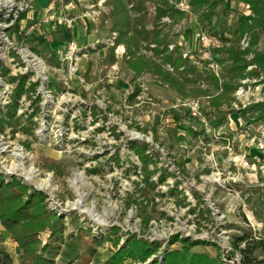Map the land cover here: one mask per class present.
Wrapping results in <instances>:
<instances>
[{"label":"rangeland","instance_id":"obj_1","mask_svg":"<svg viewBox=\"0 0 264 264\" xmlns=\"http://www.w3.org/2000/svg\"><path fill=\"white\" fill-rule=\"evenodd\" d=\"M50 1L49 24H37L40 9L33 4L25 23L5 32L13 45L0 39V180L17 181L39 193L50 213L65 220L75 214L92 231L93 239L81 234V259L74 264H95L97 259L103 264L113 245L101 242V236L111 232L115 235L110 239H118L117 250L131 236L157 247L144 263L126 264L160 263L185 239L198 244L191 251L207 254L216 264H230L226 254L232 250L223 248L228 233L247 231V216L252 223L264 222V161L254 146L264 139V122L250 124L239 114L264 103V74L241 79L231 106L213 112L208 97L201 95L216 93L209 71L221 79L224 66H196L205 80L179 77L155 56L153 37L167 36L168 50L179 47L181 55H192L186 61L195 64L204 50L197 43L199 34L216 32L212 54L224 49L220 37H233L238 15L251 16L249 8L224 0V9L194 13L190 0H170L183 17L157 20L155 2L120 0L140 34L132 28L124 43H118L115 0L113 7L106 0ZM243 39L248 44L250 37ZM69 43L77 45L76 54L64 61L56 58V51ZM34 58L41 62L42 79L34 75ZM4 69L9 71L3 74ZM151 69L172 74L180 84L175 89L164 84ZM21 77L25 84L18 92ZM194 104L196 116L190 110ZM222 117L225 125L216 127ZM140 143L156 155L147 180L132 149ZM0 251L12 264H24L1 226Z\"/></svg>","mask_w":264,"mask_h":264},{"label":"trees","instance_id":"obj_2","mask_svg":"<svg viewBox=\"0 0 264 264\" xmlns=\"http://www.w3.org/2000/svg\"><path fill=\"white\" fill-rule=\"evenodd\" d=\"M139 1L144 2V0ZM148 1H153L158 6L156 9L157 20L165 16L174 19L173 14L179 18L183 17V12L169 5L170 0ZM237 1L245 4L252 15H238L237 27L232 32L233 37L230 39L220 37L226 47L222 50L219 48L214 54L211 51L209 63L203 62L196 57L197 63L192 64L186 61L188 59H182L179 47L176 46L172 52L168 50L169 42L167 41V36L158 34L153 37V42L157 48L155 56L163 58V62L179 77L186 78L190 74L205 80L201 73H197L196 66H204L208 69L213 66H224V73L221 74V79L209 71L208 80L211 81L216 93L212 97L206 93L201 95L208 97V105L213 112L219 111L224 105L227 107L231 106L232 93L241 79L249 76L258 78L260 74H264V0ZM115 2L117 4H115L116 9L113 14L118 17V20L114 30L119 33L118 43H124L127 31L132 28L136 33L140 34L137 27L138 22L136 24L130 22L128 15L121 8L120 0H115ZM104 4L113 7L114 0H106ZM189 6L194 13L202 10L215 12L220 8L224 9L226 3L224 0H190ZM140 30L144 34H150L145 27L140 28ZM211 32L216 34V32ZM244 35H248L250 40L247 48L241 50L239 43ZM158 49L160 51H157ZM9 54L12 56L13 53L10 51ZM249 55H251L250 60L248 59ZM249 66H255V71H247ZM135 70L140 72L138 69ZM6 71L8 69H4L1 72L5 74ZM150 73H155L161 82L174 89L180 84L170 73H162L160 70L153 71L152 69ZM19 83L18 92L24 89L25 77H21ZM18 92L16 95H18ZM7 112L10 115L11 109H8ZM239 114L245 122L250 124L263 123L264 103H257L244 110H239ZM226 120L223 117L218 119L216 127L225 125ZM227 126L229 127V124ZM146 148L147 146L141 143L132 145V149L135 150L133 151L134 154L136 155L137 153L136 156L143 164L142 174L144 180L149 178L148 165L152 163L156 165L157 162L155 153L148 151V149L146 150ZM165 174L162 176H165ZM162 180V177H160V181ZM148 186L153 188L154 184L149 183ZM0 226L17 245L24 264H54L55 259L60 261L59 264H74L81 259V234L87 232L88 236L93 239L92 231L90 234L89 230L82 227L83 225L79 224V218L75 217V214H71L67 220L53 215L44 206L42 195L28 191L26 187L20 185L17 181L5 183L0 180ZM112 235H115V232L101 236V242L113 245L110 248L111 254L109 258L103 264H126V261H129V263L134 261L144 263L157 251L155 245L151 246L145 240L137 239L135 236L129 237L125 245H122L117 250L118 239H110ZM92 243L97 246L103 245L98 240H92ZM231 245L234 251L240 255V264H264L263 235L256 240L251 233L241 228L240 235L231 236ZM196 246L198 244L185 239L181 241L177 249L167 251L163 261L160 263L153 261L151 264H216L218 262V260L210 259L205 253L191 251ZM93 251L94 249H91L90 253ZM232 257L233 254L229 256V258ZM0 264H12L11 258L1 251ZM95 264H99L98 259Z\"/></svg>","mask_w":264,"mask_h":264},{"label":"built area","instance_id":"obj_3","mask_svg":"<svg viewBox=\"0 0 264 264\" xmlns=\"http://www.w3.org/2000/svg\"><path fill=\"white\" fill-rule=\"evenodd\" d=\"M33 4H36L35 0H0V39H2V41H7V43L9 45H13L5 37V32H7V33L13 32V30L15 28V24L17 26L20 24L21 25L24 24L26 21V16H27V14H28V12L31 9ZM52 4H53V1L49 0L48 8H46L44 10L40 9V12H39L40 14L38 15L39 19L37 20V22H38L37 24L39 26L42 24L45 25V24L50 23L48 12L52 9ZM22 16H24V17H22ZM33 17H34V15H33ZM64 22L69 27L75 25V22L72 20H64ZM197 43L199 44V48L202 47L204 49L203 51H201L198 54V59H200V60L201 59H203V60L210 59L211 49L213 50L214 48H216L215 45L217 44L215 35L212 33L201 32L199 34V36L197 37ZM241 45L243 48L247 47L248 44H247L246 39H243L241 41ZM77 49L78 48H77V45L75 43L66 44L61 50L56 51L57 55H55V57L58 58L59 60H62V61L68 60L69 58H71L70 56H72L73 54H76ZM170 49H172V47H170ZM18 50L19 49H17V51ZM24 52H25L24 49H20V52H18V54L21 55L24 59H26L27 55L24 56L22 54ZM7 56H8V60H9L10 59L9 55H7ZM182 57L184 59H187V58L190 59V58H192V55L183 54ZM194 59L196 60V58H194ZM33 63L35 65L36 69L38 68V70L34 71V75L37 78L42 79V77L40 75H41V70L43 68H42L40 60L37 58H34ZM21 71H24V69L23 70L21 69ZM21 74H23V73L21 72ZM30 79H32V78H30ZM240 89L241 88H239L238 90H240ZM237 94H238V92H237ZM190 110H191L192 115L196 116V114H198L197 106H195V104L193 107H191ZM254 146H255V150L260 154L261 160L264 161V139L262 138L260 140H257L254 143ZM240 160H241L240 162L243 163L244 167H248L251 171H253V168H250L248 166V164L243 161V159H240ZM238 163H239V161H238ZM234 166L236 167L237 164L234 163ZM252 176L255 178L254 175H252ZM242 213H243V215H246L245 210ZM245 218H246V216H245ZM251 220H252L251 217L247 216L245 227L247 228V231H249V233L252 234L254 239L257 240L258 238H260L262 236L260 234V230H261V228L264 230V222H260L258 224L254 221L252 223ZM234 235H240V230L231 231L230 234L228 233L227 242L223 248L225 250H229V249H230V251L232 250L231 252L226 254V258L228 259V262H230V264H240V262H241L240 255L236 251H234V249L231 245V236H234ZM263 236H264V234H263ZM224 249H222V250L224 251ZM232 254H233V257L229 258V256Z\"/></svg>","mask_w":264,"mask_h":264},{"label":"water","instance_id":"obj_4","mask_svg":"<svg viewBox=\"0 0 264 264\" xmlns=\"http://www.w3.org/2000/svg\"><path fill=\"white\" fill-rule=\"evenodd\" d=\"M39 9L44 10L49 6V0H35Z\"/></svg>","mask_w":264,"mask_h":264}]
</instances>
